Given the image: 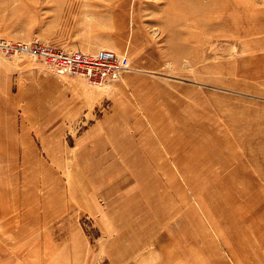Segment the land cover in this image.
Instances as JSON below:
<instances>
[{"label":"rangeland","instance_id":"374dc122","mask_svg":"<svg viewBox=\"0 0 264 264\" xmlns=\"http://www.w3.org/2000/svg\"><path fill=\"white\" fill-rule=\"evenodd\" d=\"M173 3L0 0V264H264V26ZM20 43L129 63L91 81Z\"/></svg>","mask_w":264,"mask_h":264},{"label":"built area","instance_id":"2783aa9c","mask_svg":"<svg viewBox=\"0 0 264 264\" xmlns=\"http://www.w3.org/2000/svg\"><path fill=\"white\" fill-rule=\"evenodd\" d=\"M14 46L41 54L49 62L61 64L73 72H80L91 81H99L108 73L117 77L123 68L128 67L129 63L125 54H119L114 49L107 47H100L93 52H85L83 50L68 51L45 44L30 46L20 43L14 44Z\"/></svg>","mask_w":264,"mask_h":264},{"label":"crops","instance_id":"0c3cea01","mask_svg":"<svg viewBox=\"0 0 264 264\" xmlns=\"http://www.w3.org/2000/svg\"><path fill=\"white\" fill-rule=\"evenodd\" d=\"M207 1V27H210L211 25L214 27L217 22H224L230 21V27H231V32H241L243 28V22L242 19L245 21H248L249 23L254 22L253 19L258 16V19L260 21L259 27L264 26V8H255L254 6L248 7L249 5H244L242 0H206ZM247 10L249 12H247ZM226 11L230 12V15H227V17H224L226 15ZM250 13V14H248ZM197 23V22H196ZM195 23V24H196ZM194 24V23H193ZM247 29V30H246ZM246 29H243V31L250 32L253 30V26L246 27ZM236 34L232 35V37H235ZM254 44L251 45L250 48L256 49L257 46H259L261 43H264V36L259 37L255 41H253ZM259 57V62L256 63L253 61L255 64H257V68H261L262 66L259 65L261 63V60L264 58V52H261L258 54ZM244 72H246V69H243ZM167 195V192H165V197ZM165 203V199H164ZM166 212H167V205H166ZM167 216V214H166ZM167 232V231H166ZM167 233H165V241H166V236ZM143 242V240L141 241ZM144 243V242H143ZM182 254V253H181ZM181 262V261H180ZM179 264V263H176Z\"/></svg>","mask_w":264,"mask_h":264},{"label":"bare ground","instance_id":"6f19581e","mask_svg":"<svg viewBox=\"0 0 264 264\" xmlns=\"http://www.w3.org/2000/svg\"><path fill=\"white\" fill-rule=\"evenodd\" d=\"M194 1L195 0H185V3H182V4H179V3H173V4H169L170 6V11H172V13H174V15L176 14V15H179V14H183V13H189V11L191 10L190 8H194L193 7V5H194ZM180 2H181V0H180ZM184 2V1H183ZM198 2V1H197ZM197 5H199V4H197ZM168 7V8H169ZM187 7L189 8V11L187 10ZM197 7V6H196ZM175 9L177 10V11H175ZM204 9V8H203ZM199 10V9H198ZM194 11V10H193ZM203 11V10H202ZM202 11H200V12H202ZM183 12V13H182ZM191 12V11H190ZM187 13V14H188ZM196 13H197V11H196ZM196 13H195V15H196ZM172 16V17H170V18H172L171 20H177V18L175 19V17H176V15L175 16ZM189 15V14H188ZM199 15V14H198ZM201 15V14H200ZM187 15H185V17H186ZM192 16V15H191ZM178 17H182V16H178ZM185 17H183V20H184V18ZM191 18V17H190ZM182 19V18H181ZM190 20V19H189ZM178 21V20H177ZM186 21V20H185ZM194 21V20H193ZM192 20H190L189 22H193ZM190 27V26H189Z\"/></svg>","mask_w":264,"mask_h":264}]
</instances>
